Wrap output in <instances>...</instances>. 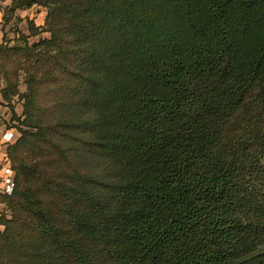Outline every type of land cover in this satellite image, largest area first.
Returning <instances> with one entry per match:
<instances>
[{"label": "trees", "instance_id": "16d2710c", "mask_svg": "<svg viewBox=\"0 0 264 264\" xmlns=\"http://www.w3.org/2000/svg\"><path fill=\"white\" fill-rule=\"evenodd\" d=\"M10 1L0 264H264V0Z\"/></svg>", "mask_w": 264, "mask_h": 264}, {"label": "rangeland", "instance_id": "374dc122", "mask_svg": "<svg viewBox=\"0 0 264 264\" xmlns=\"http://www.w3.org/2000/svg\"><path fill=\"white\" fill-rule=\"evenodd\" d=\"M10 5V0H0V46L4 47H14L17 44H22L23 40L21 39V35L30 34V23L33 22V24L36 26L44 25L47 13L46 9L39 5H34L31 8L18 10L15 13H11L9 12ZM5 12L8 13V18H5ZM46 36H49V34L42 33L38 36H30L28 41L30 43H34L38 41L40 37ZM0 82L2 85L3 81L1 79ZM19 88L23 92L27 90V85L25 83V74L22 71L20 72ZM14 105L16 113H18L19 116H22L23 101H20L18 98H16L14 101ZM8 110L12 111L10 107L8 108ZM4 111L5 109L2 108V112L0 113V122L5 125H9V120H6L5 116H3ZM0 211L7 212L8 214L10 213L4 203H0Z\"/></svg>", "mask_w": 264, "mask_h": 264}, {"label": "built area", "instance_id": "2783aa9c", "mask_svg": "<svg viewBox=\"0 0 264 264\" xmlns=\"http://www.w3.org/2000/svg\"><path fill=\"white\" fill-rule=\"evenodd\" d=\"M9 123L0 130V194L3 195L11 193L15 185L9 149L21 135L16 126L18 122L10 120Z\"/></svg>", "mask_w": 264, "mask_h": 264}, {"label": "crops", "instance_id": "0c3cea01", "mask_svg": "<svg viewBox=\"0 0 264 264\" xmlns=\"http://www.w3.org/2000/svg\"><path fill=\"white\" fill-rule=\"evenodd\" d=\"M0 19H1V15H0ZM1 21V20H0ZM1 82H0V113L2 112V108L5 109L3 116H5L6 120H11V118L13 117V114L11 113L12 111L8 110L9 106L6 105L3 101V97H2V93H1ZM5 126V124H3L2 122H0V130Z\"/></svg>", "mask_w": 264, "mask_h": 264}]
</instances>
